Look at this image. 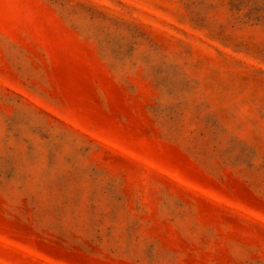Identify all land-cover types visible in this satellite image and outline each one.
<instances>
[{
	"label": "rangeland",
	"instance_id": "374dc122",
	"mask_svg": "<svg viewBox=\"0 0 264 264\" xmlns=\"http://www.w3.org/2000/svg\"><path fill=\"white\" fill-rule=\"evenodd\" d=\"M0 264H264V0H0Z\"/></svg>",
	"mask_w": 264,
	"mask_h": 264
}]
</instances>
